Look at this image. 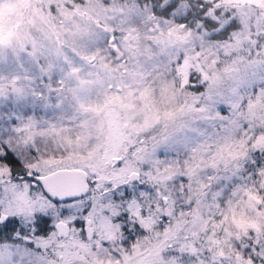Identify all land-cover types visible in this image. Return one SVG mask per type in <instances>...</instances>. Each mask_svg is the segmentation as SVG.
Wrapping results in <instances>:
<instances>
[{"label":"snow or ice","instance_id":"6c2138e0","mask_svg":"<svg viewBox=\"0 0 264 264\" xmlns=\"http://www.w3.org/2000/svg\"><path fill=\"white\" fill-rule=\"evenodd\" d=\"M0 264H264V0H0Z\"/></svg>","mask_w":264,"mask_h":264}]
</instances>
